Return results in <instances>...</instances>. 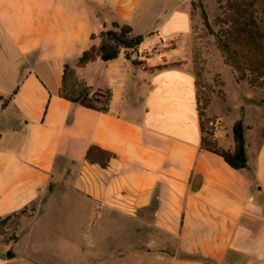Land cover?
Returning <instances> with one entry per match:
<instances>
[{
    "label": "crops",
    "instance_id": "obj_1",
    "mask_svg": "<svg viewBox=\"0 0 264 264\" xmlns=\"http://www.w3.org/2000/svg\"><path fill=\"white\" fill-rule=\"evenodd\" d=\"M114 21L145 35L139 49L77 66ZM192 27V0H0V63L14 73L0 95L18 88L0 119H20L0 130V216L56 183L58 216L88 218V261L130 251L145 264H264V134L254 147L244 123L241 169L201 147L194 67L173 51ZM171 59L181 64L156 68ZM66 63L110 90L107 111L60 95ZM239 119L222 146L236 147ZM91 145L116 154L108 167L86 159Z\"/></svg>",
    "mask_w": 264,
    "mask_h": 264
},
{
    "label": "rangeland",
    "instance_id": "obj_2",
    "mask_svg": "<svg viewBox=\"0 0 264 264\" xmlns=\"http://www.w3.org/2000/svg\"><path fill=\"white\" fill-rule=\"evenodd\" d=\"M203 3L213 28L218 29L216 18L220 11L217 0H203ZM174 38L173 41L177 42V46L173 49L174 53H180L182 59L191 61L194 71V57L200 55L199 65L203 68L202 89H206L211 97L206 111L209 116H215L217 119V134L222 129L225 132L228 124L243 113L246 117V122L245 119L243 122L250 127L247 131V139L251 144L253 143L254 147H257L264 130V89L252 88L247 82L237 80L235 70L225 62L215 37L206 30L199 9L193 15L192 32L184 40L177 41L176 37ZM3 50L7 52L6 54L11 53V50L4 45ZM173 61L171 59L170 62ZM3 67L0 63V90L6 94L14 84L11 80L14 73L5 74ZM221 89L225 92V99L219 92ZM241 105H244L245 109H240ZM1 114L2 117L3 113ZM0 120V130L16 126L20 121L17 115L12 118L3 117ZM58 214L56 183H54L48 192L40 194L28 204V215L22 218L17 232L13 233V229L8 228L6 234H0V264L147 263V258L139 257L136 252L130 251L125 252L129 256L120 252L118 258H94L88 261V256L96 255L95 251L88 252L87 248L88 218L65 220ZM104 228L109 233L113 226ZM71 237L74 241H69ZM61 250L66 251L68 256L61 255ZM9 251L14 253V257H7Z\"/></svg>",
    "mask_w": 264,
    "mask_h": 264
},
{
    "label": "trees",
    "instance_id": "obj_3",
    "mask_svg": "<svg viewBox=\"0 0 264 264\" xmlns=\"http://www.w3.org/2000/svg\"><path fill=\"white\" fill-rule=\"evenodd\" d=\"M217 4L220 11L216 18L218 29L213 28L203 0H192V10L194 11L192 17L197 9L201 11L206 30L215 37L225 62L235 70L237 80L247 82L252 88L264 89V0H217ZM98 37L100 42L92 43L84 50L78 58L77 66L84 67L98 59L114 60L120 56L123 50L137 51L145 39L144 34H135L130 24H121L117 21H114L110 28L99 34L92 33L91 40ZM194 62L202 130L201 147L221 155L236 169L245 168L248 164L246 125L242 119L235 122L233 131L236 147L234 149L226 148L220 144L217 136V119L215 116H209L206 111L211 97L206 89H202L203 68L199 65L200 55L194 57ZM134 63H143V61L135 59ZM178 64H181V61L160 64L156 68L161 69ZM17 92L18 88L9 96L0 95V117ZM219 92L225 99L224 90L221 89ZM60 95L85 107L101 111L108 110L111 99L110 90H93L90 85L78 77L76 69L69 63L65 64ZM115 156L116 154L109 150L98 145H91L87 151L86 159L106 168ZM27 215L28 205L8 215L0 216V234H6L8 228L13 229V233L17 232L22 218Z\"/></svg>",
    "mask_w": 264,
    "mask_h": 264
},
{
    "label": "water",
    "instance_id": "obj_4",
    "mask_svg": "<svg viewBox=\"0 0 264 264\" xmlns=\"http://www.w3.org/2000/svg\"><path fill=\"white\" fill-rule=\"evenodd\" d=\"M13 254H14L13 252L9 251V252L7 253V257H8V258H12V257H14Z\"/></svg>",
    "mask_w": 264,
    "mask_h": 264
}]
</instances>
